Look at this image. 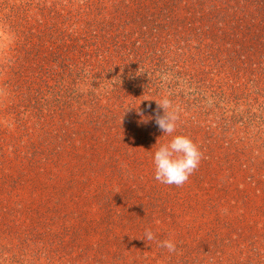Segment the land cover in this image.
Here are the masks:
<instances>
[{"label": "trees", "instance_id": "16d2710c", "mask_svg": "<svg viewBox=\"0 0 264 264\" xmlns=\"http://www.w3.org/2000/svg\"><path fill=\"white\" fill-rule=\"evenodd\" d=\"M44 1L45 8L73 3ZM82 1L81 7L91 14L79 15L77 8L70 15L76 33L59 31L43 52V59H55L53 74L65 85L59 83L55 92L65 87L62 93L67 89L71 96L66 98L77 102L55 108L47 102V113L59 110L63 120L45 146L50 148L55 141L57 149H67L65 160L57 161L50 155L54 151H44L42 171L48 165L57 174L26 173L34 192L28 197V205H33L29 207L24 204L29 192L20 195L24 206L18 211L31 213L24 220L9 207L11 192L0 188V240L32 251L49 264H264V0L106 1L111 8L103 6L104 0ZM57 17L61 26L62 16ZM189 37L199 38L203 47L197 51L203 50L204 56L197 54L199 61L191 63V72L184 78L186 88L176 90L171 77L158 73L165 69L163 54L173 50L175 54ZM137 64L142 65L140 73ZM120 68L128 71L122 75ZM214 71L221 74V81L216 82ZM93 78L113 84L109 91L92 92L88 82ZM165 97L179 116L172 135L164 134L154 119L157 111L163 114L155 100ZM140 113L152 118L145 122ZM131 133L140 135L138 141L146 142L150 151L151 146L157 149L173 136L184 135L203 153L189 177L193 186L185 187L201 194L202 203L200 197L196 200L203 213H214L178 232L175 253L158 246L167 235H155L149 248L137 244L146 243L134 230L139 218L132 201L140 178L125 168H109L113 165L110 152L123 155L119 149L123 142L124 152L136 159L132 154L138 144L135 139L134 146L129 143ZM150 154L145 157H154ZM138 159L142 164L136 165L144 169V158ZM4 163L0 160V172ZM132 166L131 170H139ZM57 167L67 172L66 181ZM9 178L8 183L20 190L12 173ZM65 196L88 197L89 205L93 203L88 209L99 214L86 221L84 212H70L83 221L77 229L72 227L74 236L53 226L59 215L68 212L51 206L42 209V204L63 201ZM166 222L174 225L172 220Z\"/></svg>", "mask_w": 264, "mask_h": 264}, {"label": "rangeland", "instance_id": "374dc122", "mask_svg": "<svg viewBox=\"0 0 264 264\" xmlns=\"http://www.w3.org/2000/svg\"><path fill=\"white\" fill-rule=\"evenodd\" d=\"M106 1L111 0H104L103 6L111 8L113 5H110ZM82 2V0H73L72 4L63 3L64 7L62 8L60 4L59 6L49 4L50 8H45L47 4L44 0H0V160L3 159L6 162L2 164V167L4 166L3 172H0V188H6V192H11L8 195L9 207L17 210L14 214L19 220H24L28 215H31L29 212L18 211L24 206L23 202L20 201V195L25 197L26 193L29 192L24 204L27 207L33 206L28 205L31 202L28 197L33 196L34 190L30 186L32 182L28 180L26 173L29 176L33 175L31 171L34 170L40 176L43 172L49 175L57 174L56 169L52 166L48 167V165H44L46 171H42V154H44V151H54L55 154L50 152V155L55 156L57 161H64V157L67 154V149H57L55 141L50 148H46L45 146L47 143L45 140L56 135L55 128H57L60 120H63L62 114L58 113L59 110H50L51 115L47 113V109L49 108L47 107V102L52 104L54 108L56 105L76 104L77 102L66 98L70 97L71 94H66L67 89L62 93L61 90L65 87L58 93L55 92V90L60 89V84H64L58 76L53 74V72L56 73L57 71L55 59L53 61L51 57L43 59V52L49 48L53 40H56L59 31L67 35L76 33V25L73 24L71 16L72 13L74 14L78 10L77 8H79V11H77L79 15L91 14L92 11L90 9H83L81 7L84 5ZM71 5L75 7L74 10ZM60 8L62 10L58 12ZM59 14L62 16L61 26H59L60 21L57 17ZM199 46H202L199 38L192 39L189 37V39L183 40L182 49L177 50L175 54H173L174 50L170 53H164L163 59L166 72L164 69L161 75L160 72L158 73V76L171 77V81L173 82L172 87H176V90L180 88L185 89L186 83L184 82V78H186L187 73L191 72L189 71L191 63L199 61L200 57L197 54L201 56L204 54L203 50H200L202 51L201 53H199V50L197 51ZM141 64L143 63L141 62ZM141 64H137L141 67L138 69L139 73L142 69ZM169 69L170 71H168ZM126 71L120 68L118 72L124 75ZM214 72L216 73L217 71ZM217 75L218 78L214 75V79H216V82H219L222 76L220 73ZM250 77L252 79V75ZM112 84V82H102L94 78L88 82V86H90L92 92L98 90L99 93L109 91ZM252 85L253 83L250 82L248 87L251 88ZM46 88L49 89L46 90ZM39 92L42 97L39 95ZM173 92L176 93V91ZM131 134V136H128L130 138L129 143H133L132 146H134L133 139H135L136 145L138 144L136 152L132 154L136 159H132L129 152L128 154L124 152L125 145L123 142V145H120L119 148L123 152V155L119 154L117 157L116 151L110 152L109 156H111L110 159L113 165L109 168H125V171L133 172L140 178L139 183L141 184L137 187L132 201L139 218V223L134 228L136 235L139 234L143 237L145 230L150 229L155 235L160 234L163 237L167 235V239H171L177 243L178 232H182L187 227L196 225L197 223L199 224V222L214 212H211L212 214L203 213L199 202L196 200L200 197L198 200L202 203L200 200L201 194L195 195L192 189L185 187L186 184L192 187L193 180H188L183 186L179 187L175 185L171 187L157 181L155 179L154 157H145L146 152L149 151L151 152L150 155H154L157 149L151 146L150 151V147L146 142L138 141L141 137L140 135L137 137L134 133ZM31 142L33 143V147ZM77 148L80 150L79 146H75V149ZM72 150L70 149L68 153L71 154ZM139 156L142 159L144 158L146 162V165L143 166L144 169H142V166L136 165L142 164V162L139 163L138 161ZM133 164L139 170H131ZM128 166H130V170L127 168ZM57 168L62 170L61 175L64 178L62 181H66L69 178L67 172L63 168ZM11 173L15 176V180L13 181L18 180L20 182V185L17 183L16 186L18 188L21 186V191L17 190L14 187L15 185L11 186L8 183L7 179H14L12 177V179L9 178ZM139 174H143V176L141 177ZM14 193L18 196L14 195ZM71 196H73V191L71 192ZM89 202L90 199L86 196L83 199H76V197L67 198L65 196L63 201H49L42 204V209L45 211L46 208L48 209L51 206L53 208L57 207L59 212H68V216L59 215L58 222L53 224V226L57 228L58 232H70L69 234L74 236L73 231H71L72 227L77 229V225L81 226L83 221L78 218L79 216H72L70 212H77L78 214L84 212L87 214L85 215L86 221L87 219L88 221L95 220L99 216L98 211L95 213V210L88 209L93 205V203L89 205ZM157 204L158 208H156ZM167 214H171L169 218H167ZM218 215L221 216L219 212ZM219 216L216 218H219ZM160 217L167 218L168 222L172 220L174 225H169L166 222L167 219L159 220L158 218ZM135 220L137 222V217ZM49 230L51 229L49 228ZM110 230L114 232L113 228ZM85 232L83 233L86 234ZM161 239L165 240L166 238ZM81 240L91 239L82 237ZM139 242L143 244V247L147 245L148 248L152 244L151 241L147 244L141 240L137 244ZM33 251L36 252V250ZM47 262V259L44 257L39 259L38 256L33 255L32 251L25 252L22 249L11 247L0 240V264H49Z\"/></svg>", "mask_w": 264, "mask_h": 264}, {"label": "clouds", "instance_id": "9594fccd", "mask_svg": "<svg viewBox=\"0 0 264 264\" xmlns=\"http://www.w3.org/2000/svg\"><path fill=\"white\" fill-rule=\"evenodd\" d=\"M155 101L157 108L163 110L162 115L157 111L155 123L164 134L172 135L177 128L178 111L167 97ZM140 115L145 122L152 118L144 117L143 113ZM202 158L203 153L190 137L175 135L167 143L161 144L154 153L155 179L166 185L183 186L197 170ZM155 238L150 229H146L141 237L147 244ZM158 246L167 249L169 253H175L177 250L176 243L171 239L158 242Z\"/></svg>", "mask_w": 264, "mask_h": 264}]
</instances>
